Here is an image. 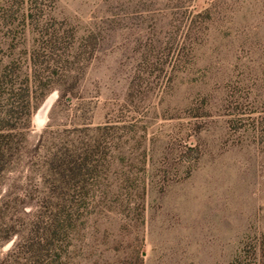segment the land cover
Listing matches in <instances>:
<instances>
[{"label": "rangeland", "instance_id": "obj_1", "mask_svg": "<svg viewBox=\"0 0 264 264\" xmlns=\"http://www.w3.org/2000/svg\"><path fill=\"white\" fill-rule=\"evenodd\" d=\"M21 7L0 0V64L37 49L58 86L10 107L31 114L0 179V264H34L16 247L38 210L24 190L43 189L65 135L98 140V165L69 190L88 195L69 237L36 264H261L264 0H24L25 22Z\"/></svg>", "mask_w": 264, "mask_h": 264}, {"label": "trees", "instance_id": "obj_2", "mask_svg": "<svg viewBox=\"0 0 264 264\" xmlns=\"http://www.w3.org/2000/svg\"><path fill=\"white\" fill-rule=\"evenodd\" d=\"M23 4L24 0H22L20 15L23 16L22 19L25 22L28 15L24 13ZM29 7H31V3L26 2V10L30 9ZM39 57L40 51L33 49L28 56L30 61L28 66H25L20 58H15L9 66L0 64V99L10 101L7 104L9 108L5 107L0 110V179L14 159L22 153L20 142L24 137L23 131L30 124L31 110L28 111L24 123H20V119L13 118L11 115L10 111L14 109L10 107L17 109V106L14 105L24 100L29 109L37 89H39L40 95L35 97L36 104L58 86L55 81L45 78ZM73 84V82L69 83V88L65 90H60L59 87L57 100L62 99L67 92L72 93ZM72 136L70 138L69 135L59 136L54 147L48 146L44 151L43 161H41L42 171L39 173L43 189H38L39 184H35L36 193L31 192V189L27 191L29 187L24 190L25 201L22 199V204H26L28 200L27 203L33 202L38 210L36 209L37 214L31 218L29 234L20 239L16 243V247H19L27 255L31 253L35 258L34 264L39 262V257L45 251L54 249L56 243L60 250L65 239L69 237L75 223L73 216L75 213L81 212L80 209L85 205L88 196L86 193L71 194L69 190L78 183L87 182L98 165L95 157L100 147L99 141L91 138L77 141L74 135ZM48 138L44 130L39 136L36 150L43 149V142ZM8 232L6 239L17 234L19 230L13 226ZM262 258L261 264H264V257ZM59 261H61L60 252Z\"/></svg>", "mask_w": 264, "mask_h": 264}, {"label": "bare ground", "instance_id": "obj_3", "mask_svg": "<svg viewBox=\"0 0 264 264\" xmlns=\"http://www.w3.org/2000/svg\"><path fill=\"white\" fill-rule=\"evenodd\" d=\"M49 103H50V99H48V100L46 101V103L44 104V107L41 109V110H42V111H41V113H43V112H44V110H46V109H47V107H48Z\"/></svg>", "mask_w": 264, "mask_h": 264}]
</instances>
